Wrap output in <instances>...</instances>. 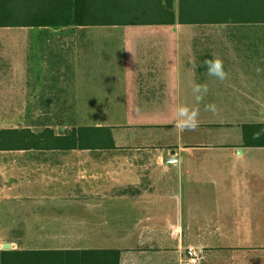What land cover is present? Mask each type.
I'll return each instance as SVG.
<instances>
[{"label":"crops","instance_id":"0c3cea01","mask_svg":"<svg viewBox=\"0 0 264 264\" xmlns=\"http://www.w3.org/2000/svg\"><path fill=\"white\" fill-rule=\"evenodd\" d=\"M118 9L112 24L0 28L8 119L110 128L115 143L0 152V233H24L0 238V252L185 264L194 249L204 264H264V146L244 138L245 126H264V0H119ZM214 57L223 82L206 74ZM194 84H207L201 103ZM178 104L198 110L195 131L177 129Z\"/></svg>","mask_w":264,"mask_h":264},{"label":"trees","instance_id":"16d2710c","mask_svg":"<svg viewBox=\"0 0 264 264\" xmlns=\"http://www.w3.org/2000/svg\"><path fill=\"white\" fill-rule=\"evenodd\" d=\"M119 0H0V28L89 26L112 24ZM21 20L23 22H14ZM32 22H26V21ZM260 133L258 139L253 135ZM247 146H264V126H245ZM115 147L110 128H74L59 136L51 128L0 129V152L95 150ZM119 252L1 251L0 264H111Z\"/></svg>","mask_w":264,"mask_h":264},{"label":"clouds","instance_id":"9594fccd","mask_svg":"<svg viewBox=\"0 0 264 264\" xmlns=\"http://www.w3.org/2000/svg\"><path fill=\"white\" fill-rule=\"evenodd\" d=\"M206 68V74L216 80L223 82L228 78V73L225 71L223 62L219 58H212L203 62ZM259 71V69H257ZM192 94L197 103H201L204 97L208 94L207 84H194ZM205 111H211L215 114L216 107L212 104H205ZM199 112L196 109L189 108L186 105L178 104L174 107L173 118L176 121V127L180 131H195L198 127ZM260 133L253 135L254 139H258Z\"/></svg>","mask_w":264,"mask_h":264},{"label":"rangeland","instance_id":"374dc122","mask_svg":"<svg viewBox=\"0 0 264 264\" xmlns=\"http://www.w3.org/2000/svg\"><path fill=\"white\" fill-rule=\"evenodd\" d=\"M7 104L0 105L1 111H0V129H8V128H30L35 131L42 130L44 128H51L55 132L58 133L59 127H67V131L72 130L71 125L72 121H63V120H50V119H39V118H28V119H21V120H11L8 119V116L10 115L9 112H7ZM38 114H33V116ZM7 234V233H6ZM10 236L14 238H22L24 233L23 232H15V233H8L5 235V233H0V238H2L3 241H6ZM48 251V250H46Z\"/></svg>","mask_w":264,"mask_h":264},{"label":"built area","instance_id":"2783aa9c","mask_svg":"<svg viewBox=\"0 0 264 264\" xmlns=\"http://www.w3.org/2000/svg\"><path fill=\"white\" fill-rule=\"evenodd\" d=\"M185 264H204L203 255L197 250L189 249Z\"/></svg>","mask_w":264,"mask_h":264},{"label":"water","instance_id":"95a60500","mask_svg":"<svg viewBox=\"0 0 264 264\" xmlns=\"http://www.w3.org/2000/svg\"><path fill=\"white\" fill-rule=\"evenodd\" d=\"M58 132H59V136H64L65 129L64 128H60ZM10 249H11V247L9 245H5L4 246V250H10Z\"/></svg>","mask_w":264,"mask_h":264}]
</instances>
